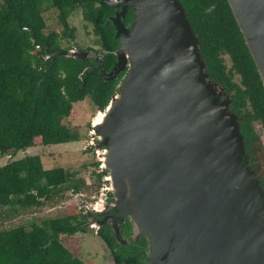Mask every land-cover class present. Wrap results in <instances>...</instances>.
Masks as SVG:
<instances>
[{"label":"water","instance_id":"obj_1","mask_svg":"<svg viewBox=\"0 0 264 264\" xmlns=\"http://www.w3.org/2000/svg\"><path fill=\"white\" fill-rule=\"evenodd\" d=\"M104 1L133 12L130 31L108 19L120 47L107 80L128 72L90 125L120 211L110 220L128 217L134 240L150 242L148 264H264V190L235 116L207 80L182 2ZM226 1L264 88V0ZM112 232L122 244L114 223Z\"/></svg>","mask_w":264,"mask_h":264},{"label":"trees","instance_id":"obj_2","mask_svg":"<svg viewBox=\"0 0 264 264\" xmlns=\"http://www.w3.org/2000/svg\"><path fill=\"white\" fill-rule=\"evenodd\" d=\"M180 1L193 33L199 35L201 56L208 60V69L218 64L211 53L226 50L233 57L249 100L261 103L264 109V88L227 1ZM48 8L58 11L60 33L46 32L43 12ZM77 9L92 26L100 46L97 53L109 71L119 43L108 20L113 8L104 0H0V156L79 141V132L67 126V120L76 117L73 105L89 97L96 110L103 111L116 91V80L108 81L93 71L91 59L59 54L69 49L63 48L61 41L75 38L68 18ZM131 17L129 11L125 22ZM94 165L99 168L97 161ZM106 175L105 171L94 173L96 191ZM85 189L84 181L74 179L64 168L45 170L40 156L0 166V208L10 212L40 208L64 199L66 192L77 195ZM79 208L76 211L71 206L63 218L41 225L1 230L0 264H83L59 239L86 232L83 206ZM99 235L114 264H131L127 252L133 245L120 246L109 230Z\"/></svg>","mask_w":264,"mask_h":264},{"label":"rangeland","instance_id":"obj_3","mask_svg":"<svg viewBox=\"0 0 264 264\" xmlns=\"http://www.w3.org/2000/svg\"><path fill=\"white\" fill-rule=\"evenodd\" d=\"M47 3H43V6ZM43 17L46 21V32L55 31L60 33L62 26L58 20V11L54 8L45 9ZM68 23L75 28V44L82 50L87 48L93 50L90 56H95L96 51H100V46L96 36L92 33V26L82 18L81 10L73 11ZM63 48L70 47V42L61 41ZM76 117L67 120V126L79 132L80 139L77 142L52 146H37L17 152L15 155L0 156V166H4L12 161L20 160L26 156H40L43 168H64L74 174V179H82L87 189L82 194L66 192L64 199L47 203L40 208L31 207L28 210L18 209L17 213L0 208V231L14 228L16 226L30 227L31 224L41 225L51 219L63 218L68 214V208L74 206L76 211L83 206L85 209H92L95 203L101 201V197L107 190L108 185L102 180L99 191L95 190L94 173L100 172V159L102 150L95 151L91 143H96L98 138L90 133V125L98 112L89 97L73 105ZM95 121V119H94ZM89 147L92 150H89ZM99 163V168L95 167V162ZM99 170V171H98ZM60 242L72 253V255L82 261L83 264H114L113 259L106 249L105 244L99 237L89 233H77L72 236H60Z\"/></svg>","mask_w":264,"mask_h":264},{"label":"flooded vegetation","instance_id":"obj_4","mask_svg":"<svg viewBox=\"0 0 264 264\" xmlns=\"http://www.w3.org/2000/svg\"><path fill=\"white\" fill-rule=\"evenodd\" d=\"M129 11H131L132 17L130 21L126 23V16ZM121 12L122 7L113 8L112 17L118 16L120 22L127 30L130 31L133 19L132 8L128 7L127 10H125L124 14H121ZM110 23L114 28L113 23ZM194 35L198 40L197 48L200 52L199 35L197 33H194ZM116 39L120 47V38ZM75 43V40H70V47H68L69 49L67 53H71L73 52V50H75V52L82 50ZM82 51L88 52V56L85 59H91L95 64L93 69H96L101 77L103 75L105 77L104 79L107 80L106 74L112 71L117 59L112 65L111 69L109 71H106L102 64V57L100 53H97L96 51L95 56L92 57L90 56V53L94 52L93 50L87 48ZM211 56L215 61H218V64L214 65V68L208 69V66H206V62H208V60L206 58H202L201 56L204 62V73H206L207 80L213 85L214 89L216 90V93L219 96V100L223 102L227 106L228 111L235 116L240 128V132L243 136L245 155L264 190V109L261 103L252 104L249 100L246 94V88L242 84L243 80L233 62L232 55H230L226 50H221L217 51L216 53L212 52ZM207 70L209 71L207 72ZM127 72L128 71L126 69L117 74L116 78L111 79L116 80V91L113 93L114 95L118 94L119 85L123 82ZM113 207V195L110 192H105L102 200L99 202L95 209H85L83 212V216H85L83 224V227L86 230L85 233H89L92 236L99 238L100 232L105 233L109 230L113 234L112 223H114V225L118 226L120 236L123 241V243L120 244L116 240L117 243L120 246L133 245V248L129 252H127V257L130 258L131 264H148L150 242L145 237L134 240L133 226L128 217H125L123 221L119 218L110 220L112 217H118V215L120 214V211H113Z\"/></svg>","mask_w":264,"mask_h":264},{"label":"bare ground","instance_id":"obj_5","mask_svg":"<svg viewBox=\"0 0 264 264\" xmlns=\"http://www.w3.org/2000/svg\"><path fill=\"white\" fill-rule=\"evenodd\" d=\"M98 117H99V115H98ZM95 121H97V118L95 119Z\"/></svg>","mask_w":264,"mask_h":264}]
</instances>
